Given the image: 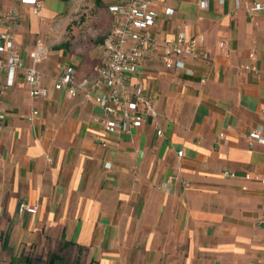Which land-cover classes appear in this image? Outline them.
Instances as JSON below:
<instances>
[{
  "label": "crops",
  "instance_id": "0c3cea01",
  "mask_svg": "<svg viewBox=\"0 0 264 264\" xmlns=\"http://www.w3.org/2000/svg\"><path fill=\"white\" fill-rule=\"evenodd\" d=\"M117 1L44 0L38 15L18 6L24 65L38 43L48 51L36 64L47 97L29 98L22 70L3 95L0 264L49 251L84 264H264V144L243 138L264 126V10L245 8L264 0H205L204 8L152 0L157 43L202 36L209 60L142 64L132 82L154 98L158 117L130 134H104L98 107L54 83L65 67L78 81L94 78ZM13 5L0 0V13ZM20 203L37 212L20 214Z\"/></svg>",
  "mask_w": 264,
  "mask_h": 264
},
{
  "label": "built area",
  "instance_id": "2783aa9c",
  "mask_svg": "<svg viewBox=\"0 0 264 264\" xmlns=\"http://www.w3.org/2000/svg\"><path fill=\"white\" fill-rule=\"evenodd\" d=\"M14 5L4 13H0V73H4L6 81L0 84V122L5 119L2 99L11 87L17 71H23V78L31 99L46 98L47 91L41 85V73L36 64L47 57V49L40 43L29 54L32 65L25 66L20 47L16 40L18 25L21 19L19 4H31V12L38 15L44 0H13ZM201 7H206L205 0H200ZM248 12L264 10V5L256 2L245 4ZM112 21L109 32L104 36L102 48L104 58L94 68V78L77 80L76 70L72 67L61 68L54 83V89L64 91L69 97L80 96L83 102L94 104L101 112L93 120L100 124L104 134H130L149 120H155L158 112L155 101L139 82H132L140 75L141 66L158 58L166 69L183 68L187 58L209 60V53L201 49L202 36L189 38L179 34L175 39L167 40L160 45L149 33L158 12L152 0H118L108 8ZM171 14V12H168ZM244 70L256 72L253 65L242 66ZM204 80H202L203 82ZM264 117V110L261 111ZM38 115L32 111L29 120ZM157 134L161 136V132ZM248 146L255 143L264 144V126H257L243 135ZM102 146L104 139L98 138ZM183 152H177V158ZM49 161V158H47ZM224 176H233L224 172ZM188 187L189 184L185 183ZM263 215L258 224L264 228V198L261 203ZM18 212L35 214L36 206L20 203Z\"/></svg>",
  "mask_w": 264,
  "mask_h": 264
},
{
  "label": "rangeland",
  "instance_id": "374dc122",
  "mask_svg": "<svg viewBox=\"0 0 264 264\" xmlns=\"http://www.w3.org/2000/svg\"><path fill=\"white\" fill-rule=\"evenodd\" d=\"M51 255L52 254L49 251L48 254L44 253L43 255L33 254L31 257H27V259L31 261V264H84L78 256L71 254L68 251L59 252V257L62 258V262H59L58 260L50 263ZM10 264H24V258H14Z\"/></svg>",
  "mask_w": 264,
  "mask_h": 264
},
{
  "label": "trees",
  "instance_id": "16d2710c",
  "mask_svg": "<svg viewBox=\"0 0 264 264\" xmlns=\"http://www.w3.org/2000/svg\"><path fill=\"white\" fill-rule=\"evenodd\" d=\"M58 260H59V262H62V258L61 257H59L57 255H53L51 257L50 263L55 262V261H58ZM24 264H31V261L28 260V259H26V260H24Z\"/></svg>",
  "mask_w": 264,
  "mask_h": 264
}]
</instances>
